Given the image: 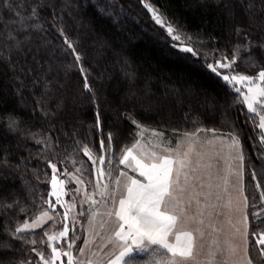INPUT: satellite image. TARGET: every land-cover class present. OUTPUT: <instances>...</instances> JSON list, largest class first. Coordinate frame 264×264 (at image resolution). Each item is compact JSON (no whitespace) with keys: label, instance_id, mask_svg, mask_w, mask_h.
Returning <instances> with one entry per match:
<instances>
[{"label":"trees","instance_id":"1","mask_svg":"<svg viewBox=\"0 0 264 264\" xmlns=\"http://www.w3.org/2000/svg\"><path fill=\"white\" fill-rule=\"evenodd\" d=\"M148 1L215 58L235 53L240 70L251 58L264 63V27L230 24L244 0ZM36 2L8 0L21 5L25 15L19 18L15 7L0 5V264L23 261L26 246L8 231L47 209L50 200L51 170L39 140L49 137L68 160L86 159L81 146L97 152L109 134L115 150L126 148L137 128L132 120L150 123L147 104L164 105V116H151V124L165 132L215 128L236 134L253 186L258 180L264 191V148L243 99L208 60L172 48L140 0H40L46 6L30 20L27 8ZM255 2L251 10L259 20L264 0ZM60 29L75 42L82 65L69 54ZM80 67L87 69L92 93L83 88ZM203 96L213 101L205 106ZM139 100L145 102L137 108ZM173 100L183 101V113L173 110ZM11 120L16 132L7 127Z\"/></svg>","mask_w":264,"mask_h":264},{"label":"rangeland","instance_id":"2","mask_svg":"<svg viewBox=\"0 0 264 264\" xmlns=\"http://www.w3.org/2000/svg\"><path fill=\"white\" fill-rule=\"evenodd\" d=\"M244 1L243 4H240V14L236 10V15H231V26L233 28H246L252 24L254 27H264V16L257 20L254 11L251 10L257 2L255 0ZM147 2L150 3L148 0ZM232 4L233 2L228 3L230 12L233 13ZM235 6L237 9V3ZM154 25L163 32L164 37L171 44L177 43L171 40L166 30L155 24V22ZM173 27L179 30L183 43L193 47L197 52V56H202L209 61V64L215 66L217 61L221 63L230 62L225 58H215L213 54L204 51L196 39L181 31L175 24H173ZM186 37H191V39H186ZM250 60L252 58L244 62V69H237L233 64L231 68H218L219 74L215 73L221 77L233 74L255 76L260 70L264 69V63L262 64L260 59H256L254 62ZM246 64L249 66H246ZM259 64L262 67H259ZM256 66L259 68L250 71ZM226 83L236 92L232 84ZM236 87H242L243 92L247 93L246 85H236ZM239 95L244 99L242 94ZM211 99L210 96H203L200 98V102L206 106L213 101ZM142 102L145 101H136V107L140 108L141 105H144ZM213 103L215 106V101ZM158 104L146 105L144 111L149 116L145 115L148 117L144 118L150 123H139L141 128H136L134 140L128 147H132L136 141H139L140 147L134 150V154H139L140 151L145 153L154 151L160 155L171 156L174 159L183 158L186 160L184 174L180 177L183 192L178 191L177 195L180 197V207L185 209L188 216L195 218L194 222L185 224V228L194 233L198 264H224L225 261L227 264H247L248 258H252L254 264H264V258L258 256V246L254 244L251 235L252 229L249 228L247 244L241 235L244 231L242 222L244 215H249V221L254 226L259 224V219L253 220L251 214L259 208H264V202L260 200L263 188L262 185L257 187L258 180L256 178L257 182L253 186L252 175L248 173V161L242 141L236 134L215 128H200L187 132H165L157 129L151 124V121H153L151 116L157 119L156 114L163 115L161 106L164 105H160L159 102ZM171 104L173 110L184 112L183 101L173 100ZM125 110L124 112L130 111V109ZM219 110L221 111L220 108ZM251 115L253 116L252 113ZM254 123L261 142L262 130L258 127V117L255 118ZM233 135L237 136L241 142L239 148L232 145L231 137ZM38 144L42 146L45 152V161L48 167L49 161L54 158L58 169L65 170L72 175H64L61 171L56 173L58 180H64L63 186L59 184L57 186V191L61 193V203H56V196L52 195L53 189L50 177L51 189L48 202L52 203L55 213H52L47 204V209H44V211H48L52 215V220L44 224L43 228L17 234L26 246L25 256L22 257L23 261L18 264H29V262L31 264H43L36 255V251H43L45 258H50L51 248L48 247L49 243L54 244L61 252L69 251L74 258V264H110V261H116L122 251V245L113 236L118 222L114 216L109 217L107 214L118 207V200L124 192L125 178L119 177L121 181L119 186L114 181L121 171H125L132 176H138L137 173L118 163L124 154L125 148L115 150L110 146L106 151H102L100 147L97 152L89 149L92 160H89L86 156V159L81 158L79 161L74 158L70 160L60 158L55 144L49 137L40 139ZM105 144L107 145L108 142H105ZM261 144L264 148V143L261 142ZM238 151L243 153V162L237 159ZM185 153L186 156H184ZM100 157H104L105 164L101 166L97 162L93 165V160L98 161ZM49 168L52 175V169ZM77 168L81 171H76ZM101 169L104 171L103 176L100 175ZM185 175L187 179H185ZM139 179L143 181V177H139ZM77 181H82V183H77ZM105 184L108 185V190L102 198L101 191ZM114 189L115 191H113ZM89 196H91V200L88 199ZM244 197H248L247 208H245ZM113 198L116 204H113ZM92 200H95L96 203L93 204ZM253 205H256V207H253ZM65 212H67L66 218L64 216ZM32 219L29 218L25 221L30 222ZM200 220H203L202 224L199 223ZM23 223L19 226H22ZM65 227L68 229L67 235L64 238H58L57 241L49 242L47 237L43 235L45 231L49 234L58 233ZM260 228H264V225H260ZM38 231H41V233L37 236L33 235L34 232ZM32 240H36L37 243L32 244L30 242ZM70 242L73 244L71 249L68 248ZM81 248H83V253L80 252ZM230 249H235V251H230ZM134 255L136 257L135 264H154L155 261H166L170 258V254L164 253V250L159 248L150 249L147 253H135ZM55 264H67V257L61 256ZM188 264H192V262H188Z\"/></svg>","mask_w":264,"mask_h":264},{"label":"snow or ice","instance_id":"3","mask_svg":"<svg viewBox=\"0 0 264 264\" xmlns=\"http://www.w3.org/2000/svg\"><path fill=\"white\" fill-rule=\"evenodd\" d=\"M140 2L151 14V18L155 24L166 30L171 40L177 42L171 45L172 48L178 49L183 53H190L194 56L197 55L193 47L183 43L179 30L173 27V24L168 21L167 17L159 10L158 6L148 3L147 0H140ZM0 5L8 8L15 7L17 9V18L21 15H25V13L19 11L21 7L19 4L10 5L8 4V0H0ZM45 6L46 5L40 2V0H37L33 6L27 8V18L30 20L38 18L41 14L40 10ZM249 7L251 6L249 5ZM38 27L42 28V25ZM22 28L23 26L21 30ZM59 32L60 35L64 37L63 43L67 45V49L70 50L69 54L74 57L77 64L82 65L83 57L77 50L75 42L68 39L63 29H60ZM186 39L190 40L191 37H186ZM225 59L230 62L221 63L217 61L215 66L209 64L208 67L213 72L219 74L217 71L218 68H231L232 65L236 63L235 53L232 58ZM51 70L50 67L49 71ZM80 73L82 76L83 88L87 92L92 93L93 89L88 80L87 69L80 67ZM222 78L224 81L232 84L237 93L243 95V103L246 104L247 111L253 114L254 122L255 118L258 117V127L262 130L261 142L264 143V69L260 70L255 76L233 74L231 76L223 75ZM257 81H259V83H257ZM236 85H246L247 93L243 92L242 87H236ZM93 102H95L94 95ZM97 123H99V114H97ZM132 123L137 128H141V125L136 120L133 119ZM7 127L9 131L16 132V121L11 120L7 124ZM231 140L232 145L239 148L241 142L237 136L233 135ZM112 142L113 137L109 134L107 145L103 140L100 142L101 150L106 151L107 148L111 146ZM81 147L84 155L87 156L89 160H92L89 146L82 145ZM139 147V141H136L132 147H126L123 156L118 161L119 164L137 173L138 176H132L125 171H121L114 181V183L119 186L121 184L119 177L125 178V183L123 185L124 192L118 200V207H115L107 214L109 217L114 216L118 222L113 236L115 240L122 245V251L116 261H110V264H135V253H147L150 249L155 250V248L164 250V253L170 254V258L166 261H155L154 264H188V262L198 264L196 260L194 233L185 228V224L194 222L195 218L188 216L185 209L180 207V197L177 195L178 191L183 192L180 177L184 174V168L187 163L186 160L183 158L174 159L171 156L160 155L154 151L151 153L140 151L139 154H134V150ZM186 155L185 153L184 156ZM237 159L243 162L244 157L242 151H238ZM97 162L103 166L105 164L104 157H100L98 161L93 160V165ZM49 167L52 169V195L56 196V203H61V193L57 191V186L58 184L63 186L64 180H58L56 173L61 171L64 175L71 176L72 174L67 173L65 170L58 169L54 162V158L49 161ZM76 171L79 172L81 169L77 168ZM100 175H104L103 169H101ZM139 177H143V181L140 180ZM252 178H256L255 173ZM185 179H187L186 175ZM77 183H82V181H77ZM97 187H99V185H97ZM257 187H261V185L257 184ZM107 190L108 185L105 184L101 191L102 198ZM113 191H115V189ZM88 199L91 200V196H89ZM247 200L248 197H244L245 208L248 207ZM260 200L264 202V191L261 193ZM16 203L18 204L19 202L16 201ZM92 203L95 204L96 201L92 200ZM113 204H116L114 198ZM2 206L11 208L12 204H4ZM48 207L54 214L55 208L51 202H48ZM253 207H256V205H253ZM64 216L66 218L67 212L64 213ZM251 216L253 220L259 219V224L253 226L249 221V215L245 214L242 221L244 224V231L241 235L244 242L247 244L249 228H251L254 244L258 246V256L264 258V228H260V225H264V208H259L257 211L253 212ZM52 218V215H50L48 211H42L39 216H36L30 222L25 221L22 226H16L14 230H9L8 235L19 238L16 234L43 228L44 224H47ZM199 223L202 224L203 220H200ZM257 229H259V231H257ZM67 232L68 229L65 227L62 231H58V233L49 234L45 231L43 235L47 237L49 242H52L57 241L58 238H64ZM30 242L32 244L37 243L36 240ZM48 247L51 248L50 258H45L43 251H36V255L43 264H55L57 260H60L61 256L67 257V264H74V258L69 251L61 252L52 243H49ZM72 247L73 244L71 242L68 243V248L71 249ZM230 251H235V249H230ZM80 252L83 253V248L80 249ZM29 264H31V262H29ZM224 264H227V262L225 261ZM247 264H254V260L248 258Z\"/></svg>","mask_w":264,"mask_h":264}]
</instances>
